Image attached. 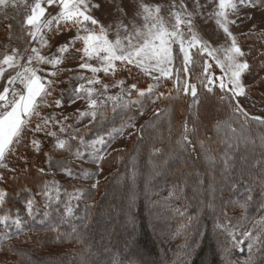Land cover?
<instances>
[{
  "label": "trees",
  "instance_id": "obj_1",
  "mask_svg": "<svg viewBox=\"0 0 264 264\" xmlns=\"http://www.w3.org/2000/svg\"><path fill=\"white\" fill-rule=\"evenodd\" d=\"M7 25L0 17V52L10 36ZM240 40L252 65L247 77H258L247 97H239L248 118L227 107L218 88H199L207 57L197 51L190 75L198 102L176 92L173 80H162L156 91L165 95L156 103L154 95H125L126 107L113 110L107 101L96 120H77L78 109H45L44 115L70 116L66 123L74 127L60 134L68 140L66 149L49 152L54 139L30 135L42 139L44 151L21 147L28 164L10 156L14 171L0 169L6 174L0 191L7 192L0 218L9 216L0 224V264H264V244L244 235L264 239V125L250 119H264V29L248 30ZM67 69L60 70L53 97L80 73ZM99 77L109 85L104 95L113 97L121 94L115 86L121 80L125 91L151 82L139 70ZM185 124L195 133L189 136L194 143L180 142ZM83 160L96 169H85ZM99 171L106 174L87 183ZM28 198L34 200L31 215Z\"/></svg>",
  "mask_w": 264,
  "mask_h": 264
},
{
  "label": "snow or ice",
  "instance_id": "obj_2",
  "mask_svg": "<svg viewBox=\"0 0 264 264\" xmlns=\"http://www.w3.org/2000/svg\"><path fill=\"white\" fill-rule=\"evenodd\" d=\"M264 6V0H181L179 4L176 0L170 6L169 17L174 20L171 28L167 26L162 6L145 3L144 0H122L117 5L113 15V23L105 25L96 16L95 12L101 10V0H0V11L5 15L9 9L25 10L22 27L25 35L29 37V47L24 49L25 55H19L18 49H12L11 54H3L0 57V80H4L2 91H0V169L14 171L9 167L8 158L17 156L28 164L27 156H20L21 147L31 149L39 155L44 151L42 139H28L30 135L42 134L43 138H52L49 152L56 149H66L68 140L61 139L60 134L68 132L74 125L66 123L71 117L54 114L44 115L45 109L57 108L65 105L71 106L78 100H84L87 111L77 110V120L84 117L97 119L98 112L104 110L107 101H113V110L119 105L126 107L124 96L129 98L135 94L137 98L155 99L151 103H156L165 95L164 92H157L156 87L162 80H173L176 92H183L185 96L190 95L194 102H198L199 92L196 83H189L191 68L194 63L192 49H197V54L211 57L223 73L215 78L209 69L212 67L207 60L204 62L202 71L203 79L199 80V88L208 93L218 88L224 93L220 97L221 101L227 99V107L234 113L244 115L249 114L242 107L239 97H247L249 86L244 83L243 77L252 70V65L245 58L249 53L246 52L236 36L230 30V25H235L236 20L231 17L238 15L242 9H251ZM55 7V14L48 10ZM251 19L250 16L246 17ZM209 19L215 21L216 27L222 30L227 47L221 49L213 48L209 43L204 42L196 34L195 27L199 22L207 23ZM191 33L187 38L181 31V27ZM10 30L12 25H7ZM75 29V34L69 37L64 43L56 48V53L45 56L40 53L39 48L31 46L36 42L41 47L49 46L46 38L48 33L54 32L61 34ZM113 38L110 39L109 35ZM77 44L80 46L77 47ZM174 45H178V51L174 55ZM71 50V52H70ZM223 52V59L217 53ZM58 53V54H57ZM66 53H70L68 57ZM264 58V54H261ZM19 57V58H18ZM79 60V69L87 70L92 73L91 77L84 75H73L69 77L86 83H78L70 92L67 89L60 93V97L50 101V97L55 92L56 80L53 79L60 75L59 65L65 59ZM26 59V63L21 65L20 60ZM95 60L96 65L90 63ZM180 60L181 67L176 68L174 61ZM34 65H51L53 71L42 74L45 69ZM9 69H19L15 75L9 74L5 78V73ZM120 70H139L140 72L152 77L156 86L148 85L146 89L138 88L136 83L128 86L127 91L123 89L124 81L118 82V87L122 91L117 96L104 95L108 89V84H101L97 73L103 72L105 76L115 75ZM69 73L73 69L66 70ZM19 85L20 87H17ZM88 85V86H86ZM101 85L103 91L91 87ZM68 92L65 98L64 93ZM170 92L168 95L170 96ZM104 95L100 100L99 96ZM144 113L141 112L140 115ZM251 120L264 125V119L259 116L250 117ZM59 125L58 131L57 126ZM129 126H132L131 121ZM123 134V129L118 135ZM187 125L183 127L181 133V143H194L189 140L190 135ZM69 138L75 140L76 137L68 133ZM48 153H45L47 155ZM103 159V157H101ZM43 173L45 170L40 168ZM5 172H0V182L6 181ZM69 171V175H70ZM23 192L29 189L22 188ZM59 191V189H57ZM6 191H0V205L5 202ZM34 200L28 198L25 202V209L31 215ZM8 215L0 218V224L7 223ZM18 222V221H17ZM264 228V221L260 222ZM244 235L253 241L264 244V239L260 236H253L246 232ZM264 235V231L261 232ZM252 246H255L253 244ZM251 259V257H250Z\"/></svg>",
  "mask_w": 264,
  "mask_h": 264
},
{
  "label": "rangeland",
  "instance_id": "obj_3",
  "mask_svg": "<svg viewBox=\"0 0 264 264\" xmlns=\"http://www.w3.org/2000/svg\"><path fill=\"white\" fill-rule=\"evenodd\" d=\"M30 3L34 2V0H29ZM122 2V0H101V10L96 11L94 14L95 16L105 25H109L113 23V15L112 13L114 12L115 8L117 5H120ZM125 2H128V0H125ZM131 2L135 3L137 2V0H131ZM145 3L148 4H152V5H156L159 4L162 6V14L164 15L165 21L167 23V26L169 28H171L172 23H174V20H172L168 13L170 10V6L173 3V0H144ZM181 2V0H176V3L179 4ZM187 2L190 4L191 0H187ZM50 13L55 14V12L57 11V9L55 7L51 8L48 10ZM24 15H25V10L24 8H20L18 10L16 9H9L6 13V15L0 11V17H4L7 19L8 24H11L12 27L10 29V36L9 39L6 43V45L4 46L3 50L0 52V57H2L3 54H11L12 49H18L19 50V55H27L29 53H25L24 49L29 47L28 44V40L30 39L29 37H27L25 35V30L22 27L23 24V19H24ZM250 16L251 19H247L246 17ZM231 19H234L237 21V23L235 25H230V30L232 31L233 35L237 37L238 42L240 43V45L242 46V48L244 49V46L240 40V35L248 30H262L264 29V11L263 10H259L256 8H251V9H242L238 15L231 17ZM181 31H183L186 35L187 38L191 37V33H189L187 31L186 28H184L183 26L181 27ZM195 31L196 34L200 37V39L204 42L209 43L213 48L216 49H223L225 47H227V43L225 42L224 39V35L222 33V30L218 29L216 27L215 21L212 19H209L207 21V23H203V22H199L196 24L195 27ZM75 34V29H72L70 32H63L61 34H55L54 32L52 33H48L47 34V39L49 41V46L46 47H41L39 44H37L36 42H32L31 46L37 47L40 50V53L42 55L45 56H51L53 53H56V48L58 45L64 43L69 37L73 36ZM109 38L112 39L113 36L110 34ZM80 45L77 44V47H79ZM174 55L176 53V51H178V45H174ZM197 51L196 48L192 49L193 54ZM71 52V50H70ZM58 54V53H57ZM218 55L221 56V58L223 59V52L220 51L217 53ZM70 55V53H66L65 56L68 57ZM205 56L207 57L205 60L208 61L209 64L212 65V67L209 69V72L215 77L218 78L219 76H221L223 73L221 72L220 68L216 65L215 60H213L211 57H208L206 54ZM19 58V57H18ZM247 59V57H245ZM21 65L26 63V59H22L20 60ZM90 63H92L93 65H96L97 62L95 60L90 61ZM79 64L80 61L77 60H73V59H68L66 58V60L64 61V63H62L61 65L58 66V68L60 70H64V69H78L80 73H78L77 75H84L85 77H91L92 73L88 72L87 70H82L79 69ZM175 67L176 68H180L181 67V63L180 60L178 62V65L176 63V61H174ZM37 67H42L45 69V72L42 73L44 75L47 74V72L49 71H53L54 69L52 68L51 65H34ZM19 69H9L6 73H5V78H7V76L9 74L11 75H15V72L18 71ZM100 73H97L96 75L99 77ZM62 76H58L55 77L53 79L56 80V82H59L62 78ZM65 79H68L67 76L64 77ZM100 78V77H99ZM258 77L255 78H249L247 77V74L243 77L244 83L248 86L250 84H252L253 82H255L257 80ZM77 83L70 81V84L72 83V85L76 86L78 83H86V81H78L76 80ZM3 83L4 80H0V91H2V87H3ZM189 83H195L193 81H191V75L189 76ZM70 85L69 87H67L66 89L68 90V92L71 91V89L74 87ZM148 85H156V82L152 79L151 77V82ZM88 86V85H86ZM17 87H20L19 85H17ZM92 87V86H91ZM148 87V86H147ZM146 87V88H147ZM144 88V89H146ZM65 89H58V93L54 94V97H50V101L55 100L57 98L60 97V91L62 92ZM68 92H65V98L68 95ZM263 95V101H264V90L262 92ZM52 109H54V111L57 112H62L64 114L73 111L75 109H79L80 111H87V105L85 103L84 100H78L75 104H72L71 106L65 105L64 107L61 108H57L55 107V105L53 104ZM126 138V137H125ZM125 138L122 137L117 143H116V147L120 146L124 141ZM94 153V152H92ZM80 164L82 166L85 167V169H87L88 171H92L94 169H96V166L92 163H89L85 160L80 161ZM93 173V172H92ZM106 174L105 171H99L98 173H96L93 178L91 179V181H87V183H94L95 181H97L98 179L102 178L104 175Z\"/></svg>",
  "mask_w": 264,
  "mask_h": 264
}]
</instances>
